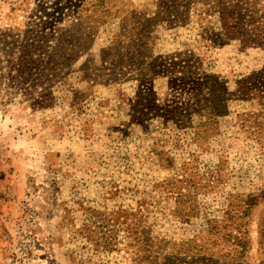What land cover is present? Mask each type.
Listing matches in <instances>:
<instances>
[{"label": "rangeland", "instance_id": "obj_1", "mask_svg": "<svg viewBox=\"0 0 264 264\" xmlns=\"http://www.w3.org/2000/svg\"><path fill=\"white\" fill-rule=\"evenodd\" d=\"M72 1L0 0V36L21 33L0 44V264H133L141 233L175 264H264V100L237 91L264 52L223 45L202 3L170 26L157 0ZM53 8L46 33L93 30L42 107L11 48Z\"/></svg>", "mask_w": 264, "mask_h": 264}, {"label": "trees", "instance_id": "obj_2", "mask_svg": "<svg viewBox=\"0 0 264 264\" xmlns=\"http://www.w3.org/2000/svg\"><path fill=\"white\" fill-rule=\"evenodd\" d=\"M195 3L204 4L218 16L220 28L216 37L223 45L237 42L242 48L260 49L264 52V0H157V14L165 15L163 20L167 21L170 26L180 24L185 21L188 9ZM73 4L72 0L65 2L66 7ZM104 5V0H97L93 6L97 11ZM75 6L77 7V4ZM53 10L51 21L48 23L44 21L38 25L34 24L35 26H30L27 30L22 31L23 38L20 41L22 43L19 47L11 48L18 49L19 56L17 63L11 62L13 71H16L17 75L10 79L12 82L10 86L17 84L18 91L22 93L24 99L33 100L34 104L42 107L49 104L47 100L52 99L51 89L54 85L63 81L73 64L78 60V56L74 54L81 48L83 51L87 49V41L93 30L91 26L89 27L91 22L87 21L92 17L81 13L74 17L76 22L71 23L72 31L61 29L56 31L59 29L56 28L50 33H46L45 27L49 23L59 20V17L56 18L55 16L57 9L53 8ZM97 17L100 19L102 16ZM20 35L21 33L2 32L0 44L3 48L11 47L19 41L17 38ZM143 35L147 36V31H142L141 38ZM69 46L75 49L69 50ZM40 48L49 50L48 54L45 53L46 56L43 59L34 58ZM86 64V70L91 72L92 68L89 67V62ZM186 66L191 67L192 65H182V67ZM33 77H35L34 80ZM43 77L46 79L43 80ZM261 78L263 79L262 84L259 85L257 80L259 81ZM36 81H39L38 86L44 92L37 97L32 93ZM263 86L264 68L263 74L247 77L238 82L237 91L242 98L260 101L264 100V88H261ZM131 246L135 256L133 264H175V262L170 261V258L155 257L153 247L143 233L134 236L131 240ZM191 263L184 261L183 264Z\"/></svg>", "mask_w": 264, "mask_h": 264}]
</instances>
